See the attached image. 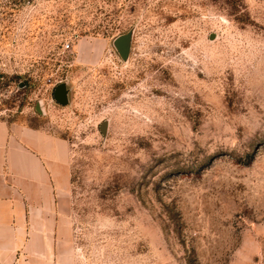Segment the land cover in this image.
<instances>
[{
    "label": "rangeland",
    "instance_id": "obj_1",
    "mask_svg": "<svg viewBox=\"0 0 264 264\" xmlns=\"http://www.w3.org/2000/svg\"><path fill=\"white\" fill-rule=\"evenodd\" d=\"M0 119L70 144L44 264H264V0H0Z\"/></svg>",
    "mask_w": 264,
    "mask_h": 264
},
{
    "label": "crops",
    "instance_id": "obj_2",
    "mask_svg": "<svg viewBox=\"0 0 264 264\" xmlns=\"http://www.w3.org/2000/svg\"><path fill=\"white\" fill-rule=\"evenodd\" d=\"M69 163V142L49 126L0 119V264L51 256Z\"/></svg>",
    "mask_w": 264,
    "mask_h": 264
},
{
    "label": "water",
    "instance_id": "obj_3",
    "mask_svg": "<svg viewBox=\"0 0 264 264\" xmlns=\"http://www.w3.org/2000/svg\"><path fill=\"white\" fill-rule=\"evenodd\" d=\"M115 46L122 57L126 56L128 50V37L121 36L115 41ZM55 100L60 105H66L68 103V91L64 84H60L55 88L54 92ZM104 126H102V130Z\"/></svg>",
    "mask_w": 264,
    "mask_h": 264
},
{
    "label": "built area",
    "instance_id": "obj_4",
    "mask_svg": "<svg viewBox=\"0 0 264 264\" xmlns=\"http://www.w3.org/2000/svg\"><path fill=\"white\" fill-rule=\"evenodd\" d=\"M64 51H66L67 49H70L71 48V44H66L65 46H64Z\"/></svg>",
    "mask_w": 264,
    "mask_h": 264
},
{
    "label": "flooded vegetation",
    "instance_id": "obj_5",
    "mask_svg": "<svg viewBox=\"0 0 264 264\" xmlns=\"http://www.w3.org/2000/svg\"><path fill=\"white\" fill-rule=\"evenodd\" d=\"M23 87H26V84H24V86Z\"/></svg>",
    "mask_w": 264,
    "mask_h": 264
}]
</instances>
